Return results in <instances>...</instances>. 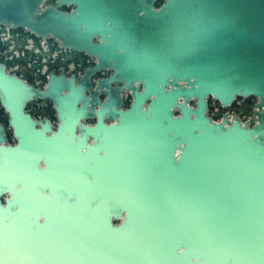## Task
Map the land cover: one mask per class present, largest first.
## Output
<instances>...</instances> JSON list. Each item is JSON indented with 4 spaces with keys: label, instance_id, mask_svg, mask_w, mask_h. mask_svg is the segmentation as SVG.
Here are the masks:
<instances>
[{
    "label": "water",
    "instance_id": "obj_1",
    "mask_svg": "<svg viewBox=\"0 0 264 264\" xmlns=\"http://www.w3.org/2000/svg\"><path fill=\"white\" fill-rule=\"evenodd\" d=\"M159 1L0 0V26L96 56L131 95L0 62V264H264V0ZM248 96L253 121L213 115Z\"/></svg>",
    "mask_w": 264,
    "mask_h": 264
},
{
    "label": "flooded vegetation",
    "instance_id": "obj_2",
    "mask_svg": "<svg viewBox=\"0 0 264 264\" xmlns=\"http://www.w3.org/2000/svg\"><path fill=\"white\" fill-rule=\"evenodd\" d=\"M55 1L45 0V4L55 3ZM72 7L64 5L61 9L69 11ZM94 40H99V36L94 37ZM0 62L6 65L8 73L17 75L18 78L34 88L45 89L53 75L65 76L73 78L77 84H81L85 88V94L89 95L91 91L95 92L92 96L101 102L108 98L109 93L112 97L121 93L123 96L121 106L123 107H128L131 102L130 93L119 90L122 82L106 83V80L114 72L111 68L102 67L88 74L89 69L97 64L96 56L63 48L55 39L49 36L46 38L36 37L31 31L24 28L11 29L6 25L0 26ZM255 103L254 96L237 97L228 108H222L216 103L213 115L220 118L223 113L227 112L229 115L236 114L242 122L253 121ZM25 112L30 114L34 120L48 119L53 129L58 123V113L50 99L34 97L27 102ZM9 119L10 116L0 101V126L2 134L6 138L5 144H14L16 139ZM94 121L95 117L85 120L87 123ZM76 132L79 133V129Z\"/></svg>",
    "mask_w": 264,
    "mask_h": 264
},
{
    "label": "rangeland",
    "instance_id": "obj_3",
    "mask_svg": "<svg viewBox=\"0 0 264 264\" xmlns=\"http://www.w3.org/2000/svg\"><path fill=\"white\" fill-rule=\"evenodd\" d=\"M190 104H191V105H194V101L192 100V101L190 102ZM209 104L213 106V112H214V109L216 108V103H215L214 101H210ZM245 115H247V114H245Z\"/></svg>",
    "mask_w": 264,
    "mask_h": 264
},
{
    "label": "clouds",
    "instance_id": "obj_4",
    "mask_svg": "<svg viewBox=\"0 0 264 264\" xmlns=\"http://www.w3.org/2000/svg\"><path fill=\"white\" fill-rule=\"evenodd\" d=\"M180 251H183V249H180Z\"/></svg>",
    "mask_w": 264,
    "mask_h": 264
},
{
    "label": "trees",
    "instance_id": "obj_5",
    "mask_svg": "<svg viewBox=\"0 0 264 264\" xmlns=\"http://www.w3.org/2000/svg\"><path fill=\"white\" fill-rule=\"evenodd\" d=\"M161 1V0H160Z\"/></svg>",
    "mask_w": 264,
    "mask_h": 264
}]
</instances>
